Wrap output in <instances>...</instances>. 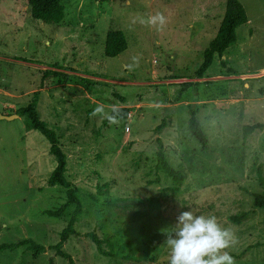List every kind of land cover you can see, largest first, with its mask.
Returning <instances> with one entry per match:
<instances>
[{
    "label": "rangeland",
    "instance_id": "1",
    "mask_svg": "<svg viewBox=\"0 0 264 264\" xmlns=\"http://www.w3.org/2000/svg\"><path fill=\"white\" fill-rule=\"evenodd\" d=\"M239 1L248 23L198 77L226 0H62L59 24L33 19L28 0H0V245L31 238L47 248L39 256L26 247L4 251L0 264H50L49 246L75 210L46 214L68 200L67 189L48 185L58 163L50 143L26 116L1 118L27 107L36 91L83 204L77 234L63 248L75 264H168L165 232L191 208L233 230L236 264H264V208L230 221L264 194V128L244 140L245 126L264 124V0ZM157 13L163 28L140 23ZM111 30L128 42L116 58L105 55ZM47 70L64 76L44 79ZM116 107L130 108L129 118L110 119ZM190 107L207 148L189 130ZM158 139L184 181L160 164ZM94 234L113 257L98 252Z\"/></svg>",
    "mask_w": 264,
    "mask_h": 264
},
{
    "label": "trees",
    "instance_id": "2",
    "mask_svg": "<svg viewBox=\"0 0 264 264\" xmlns=\"http://www.w3.org/2000/svg\"><path fill=\"white\" fill-rule=\"evenodd\" d=\"M31 7L32 18L44 22H53L56 24L61 23L65 19V7L62 4V0H28ZM248 23V14L244 5L239 0H226V11L219 28L217 36L210 43L209 47L203 52V62L200 68L197 70L196 75L198 77L204 76L211 68L214 57L218 55L222 57L224 53L238 41L237 31L240 27ZM128 49V42L125 33L121 30H111L107 35L105 55L107 58H116ZM64 74L54 70H47L44 72V79L49 77L61 78ZM78 81L89 87H101L104 84L95 82L89 78L77 77ZM121 102L124 99L117 96ZM40 101V92L36 91L33 95L31 103L24 108H20L17 111L19 116H26L29 124L34 129L41 132L50 143V152L57 159V167L48 179V185L51 187L61 186L67 189L68 200L58 210L46 211V214L54 218H62L70 205L75 206V210L71 215V218L67 226L61 231L60 240L58 243L49 246V250L53 251V255L50 258V264H56L57 257L66 259L69 264H75L74 259L63 248L68 243L69 239L77 234L76 226L80 221L83 214V204L79 196V189L72 184L68 179L66 173L68 170V157L64 153L60 146V139L57 135L58 129L51 127L47 121L41 119L38 112ZM189 130L196 140L201 144L203 148H207L209 144L208 136L203 129L202 123L199 120L197 114L198 111L195 107H190L189 110ZM130 108L128 107H116L112 110L110 119L118 121H125L129 118ZM109 119L104 121L105 124ZM264 128V124L257 123L253 125H247L244 128V140L246 141L255 131ZM162 126L156 129L157 134H160ZM159 145V160L162 167L176 180L184 181L185 178L182 172L170 167L166 157L164 143L161 139L157 140ZM264 208V194L255 195L253 209L251 211L236 214L230 217V221L235 224L248 219L251 215L255 214L256 209ZM94 243L97 245L98 252L103 256L113 257L110 251H107L103 247L102 240L96 235H92ZM26 247L35 256H39L45 252L47 248L38 243L37 241L28 238L23 239L16 243H5L0 245V254L7 250H17L19 248Z\"/></svg>",
    "mask_w": 264,
    "mask_h": 264
},
{
    "label": "clouds",
    "instance_id": "3",
    "mask_svg": "<svg viewBox=\"0 0 264 264\" xmlns=\"http://www.w3.org/2000/svg\"><path fill=\"white\" fill-rule=\"evenodd\" d=\"M166 22L162 13L140 19L142 24L159 28ZM165 236L168 264H236L228 251L237 243L235 233L222 226L215 215H197L192 208L183 211Z\"/></svg>",
    "mask_w": 264,
    "mask_h": 264
},
{
    "label": "water",
    "instance_id": "4",
    "mask_svg": "<svg viewBox=\"0 0 264 264\" xmlns=\"http://www.w3.org/2000/svg\"><path fill=\"white\" fill-rule=\"evenodd\" d=\"M15 117H19V115L18 114H14V115H10V116H1V118H4V119H7V120H12L13 118H15Z\"/></svg>",
    "mask_w": 264,
    "mask_h": 264
}]
</instances>
